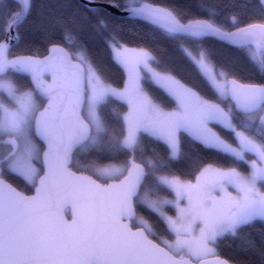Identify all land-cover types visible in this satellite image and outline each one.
Instances as JSON below:
<instances>
[{
  "label": "snow or ice",
  "instance_id": "6c2138e0",
  "mask_svg": "<svg viewBox=\"0 0 264 264\" xmlns=\"http://www.w3.org/2000/svg\"><path fill=\"white\" fill-rule=\"evenodd\" d=\"M0 264H264V0H0Z\"/></svg>",
  "mask_w": 264,
  "mask_h": 264
},
{
  "label": "trees",
  "instance_id": "16d2710c",
  "mask_svg": "<svg viewBox=\"0 0 264 264\" xmlns=\"http://www.w3.org/2000/svg\"><path fill=\"white\" fill-rule=\"evenodd\" d=\"M149 2H160V0H146ZM123 2V0H121ZM179 2L184 3L187 0H179ZM117 15V14H116ZM121 17L118 20L125 29V39L126 42L129 43V46H137L140 44L146 45L155 50V53L162 58L169 66H171L178 76L183 78V74L187 69L186 64L184 63L183 57L180 51L176 48L174 44L170 42V40L163 34V32L159 29L150 26L149 24L137 21V20H129L123 19L124 16L117 15ZM44 41L40 37L31 38L26 45H22L20 51L23 54H29L31 50L39 49L41 52L44 51ZM94 51L97 55L100 56L105 62L109 61V54L104 50L103 44H98L94 47ZM216 58L222 64L232 63L234 65V71L240 77H247L250 75V69L247 61L238 54L235 50L230 49L226 46L217 45L216 46ZM118 76L119 73L117 72ZM191 149L194 152L200 151V146L192 144ZM21 188L23 189V185L21 184ZM26 190V189H25ZM260 224L257 223L253 229H250V232L259 237L260 233ZM230 241H226L223 246L222 256L224 258H228L230 256L237 255V252L230 248Z\"/></svg>",
  "mask_w": 264,
  "mask_h": 264
},
{
  "label": "water",
  "instance_id": "95a60500",
  "mask_svg": "<svg viewBox=\"0 0 264 264\" xmlns=\"http://www.w3.org/2000/svg\"><path fill=\"white\" fill-rule=\"evenodd\" d=\"M149 2V1H146ZM105 7L108 9L109 12H114L115 10L112 9L109 5L105 4ZM117 15L126 16L125 13H116ZM30 194V193H29ZM224 258V257H223Z\"/></svg>",
  "mask_w": 264,
  "mask_h": 264
}]
</instances>
